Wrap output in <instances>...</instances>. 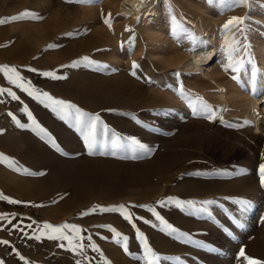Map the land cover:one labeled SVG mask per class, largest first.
<instances>
[{
    "label": "rangeland",
    "instance_id": "374dc122",
    "mask_svg": "<svg viewBox=\"0 0 264 264\" xmlns=\"http://www.w3.org/2000/svg\"><path fill=\"white\" fill-rule=\"evenodd\" d=\"M111 1L0 0V20L8 21L0 24V50L40 72L42 93L72 106L42 95L38 107L41 125L57 138L52 141L78 153L77 185L46 188L62 194L55 203L60 222L76 216L96 247L108 242L110 260L121 264H248L244 257L264 264V132L256 141L245 137L246 117L220 115L213 96L182 77L192 50L185 16L195 10L219 21L216 44L228 57L217 64L230 65L231 74L237 63L249 62L264 36L258 18L264 0H159L150 32L137 18L127 21ZM233 17L245 20L242 32L224 27ZM174 96L185 108L165 101ZM77 109L81 119L99 117L93 160L85 159ZM209 129L217 134L207 135ZM175 136L181 139L174 148L160 149ZM88 175L92 185L84 186ZM157 214L177 231L164 228Z\"/></svg>",
    "mask_w": 264,
    "mask_h": 264
},
{
    "label": "crops",
    "instance_id": "0c3cea01",
    "mask_svg": "<svg viewBox=\"0 0 264 264\" xmlns=\"http://www.w3.org/2000/svg\"><path fill=\"white\" fill-rule=\"evenodd\" d=\"M4 51L0 50V89L4 90L0 93V242L7 243H0V264H121L110 260L108 242L96 247L76 216H69V223L60 222L62 214L55 203L62 194L46 188L77 185L78 153L53 142L57 138L41 125L38 107L44 103L40 95L44 77L18 64L6 47ZM6 68L16 72H5ZM16 84H23L32 95ZM8 90L18 99L13 100ZM88 154L84 153L85 159L93 160L92 155L86 158ZM88 176L82 185H92ZM73 226L79 231H73Z\"/></svg>",
    "mask_w": 264,
    "mask_h": 264
},
{
    "label": "bare ground",
    "instance_id": "6f19581e",
    "mask_svg": "<svg viewBox=\"0 0 264 264\" xmlns=\"http://www.w3.org/2000/svg\"><path fill=\"white\" fill-rule=\"evenodd\" d=\"M158 1L112 0L111 2H115L114 7L123 16L127 17V21L132 22L137 18L143 22V25L150 32L152 31L153 23L158 21ZM163 1L165 5L172 4L171 0ZM176 9L179 11L178 8ZM258 16L264 22L263 13H258ZM185 19L188 21L191 30L190 41L192 50L188 52L189 58L183 63L185 64L183 66L185 67V73H183L182 77L187 80V84L203 91L207 95H212L220 110V115H235L234 113H237L246 117L249 120V127L243 135L255 141L259 140L261 135L258 133L264 132V36L257 37L258 39H256L257 42L255 41L256 45L252 50L249 62L240 61L235 66L237 70L232 71L231 68V74H229L230 65L226 68L217 64L218 61H224V58L228 57V53H225L228 49L225 50L223 48L224 54L222 56L220 46L216 44V32L220 25L219 21H214L212 17H204L199 11L195 10L191 11L188 17L185 16ZM181 60L180 57L175 59L177 64H180ZM117 70L119 72L120 69ZM123 74L119 77L121 81L126 80ZM233 77L236 78L233 79ZM165 101L177 109L185 108L175 96L170 99L166 98ZM205 132L209 136L216 133L214 129H209ZM179 139L175 136L166 140L160 149L174 148Z\"/></svg>",
    "mask_w": 264,
    "mask_h": 264
},
{
    "label": "snow or ice",
    "instance_id": "6c2138e0",
    "mask_svg": "<svg viewBox=\"0 0 264 264\" xmlns=\"http://www.w3.org/2000/svg\"><path fill=\"white\" fill-rule=\"evenodd\" d=\"M238 3L240 5H246L248 3V0H238ZM23 15H28L27 13L23 14ZM19 19V17H13L11 18L12 21H15ZM8 21H4V20H0V24L2 23H6ZM107 22V21H106ZM245 23V20L243 18H238V17H233L231 20H229L227 22V24L224 26L226 29L229 27V26H232L234 27L237 31H243V25ZM237 50H238V47H237ZM136 65L133 64V68H135ZM227 70V69H226ZM233 71H236L237 69L235 67L232 68ZM5 72H13L15 73L16 72V69H4ZM43 75L45 76H52L53 74L52 73H43ZM132 75H135V72L133 71ZM57 78H62V77H57ZM236 77H233V79H235ZM18 79H20L18 77ZM10 83H16V81H9ZM17 87H20L23 91H26L28 92L29 95H32V92L29 91L28 88H24L23 87V84H16ZM4 90L3 89H0V93H2ZM8 95L11 96V98L13 100H16L18 99V97L11 91V90H8ZM40 95H43L44 97H46L47 99L51 100V97H48L47 93H41ZM51 103L53 105H59V106H63V107H66V108H72L71 105L69 104H65L64 101H56V100H51ZM53 110L55 111L56 109L53 108ZM77 126L80 127V128H83L86 130V133L84 135V141H85V144L86 146L88 147L89 149V154L92 155V154H95V151L98 147L97 145V141H96V138H95V132H94V129H95V125H96V122L99 121V117H87L86 119H81V117L84 116L83 113H80L79 110L77 109ZM210 111V110H209ZM11 115V114H9ZM208 119L209 120H212L213 119V116L212 115H209L208 116ZM13 120H15V117H13ZM20 127H23V125H18ZM37 128H39V126L37 125L36 126ZM40 132H43V129H40ZM130 144L131 145H134L144 151H148L149 149L143 145L142 143H140L139 141L135 140V139H131L130 140ZM116 147H118V145L114 142L113 143V148L115 149ZM101 154H103V152H101ZM260 173H261V176H260V180H261V185L264 186V164H262L260 166ZM13 203H16V201H12ZM178 206H181V202L179 201H176L175 202ZM208 203H211V202H208ZM241 205H242V209L246 210L247 207L249 206L248 203L246 201H241L240 202ZM126 219H130V216H126L125 217ZM156 219L160 221V223L164 226V228H166L167 230H169L170 232H176L177 230L175 228H173L171 225L167 224L158 214L156 215ZM46 228H50L51 226H48V225H45ZM65 227H68L67 225H65ZM53 232H59L60 229H56V228H52L51 229ZM73 231L75 232H78L79 230L76 229L74 226H73ZM180 235H183V233H181ZM52 238H56V237H52ZM61 238H67V237H61ZM0 243H7V241H3V242H0ZM69 243H71V241H69ZM77 247H80L79 245H77ZM98 251V249H97ZM240 255L243 257L244 256V252L243 250H241L240 252ZM245 260L248 261V264H259L258 261H255V260H252V259H249L248 257H244Z\"/></svg>",
    "mask_w": 264,
    "mask_h": 264
}]
</instances>
